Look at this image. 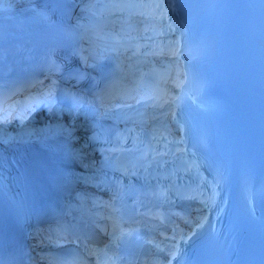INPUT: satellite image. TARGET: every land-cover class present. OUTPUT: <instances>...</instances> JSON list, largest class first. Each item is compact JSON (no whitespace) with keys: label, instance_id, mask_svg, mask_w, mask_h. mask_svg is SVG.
I'll list each match as a JSON object with an SVG mask.
<instances>
[{"label":"bare ground","instance_id":"6f19581e","mask_svg":"<svg viewBox=\"0 0 264 264\" xmlns=\"http://www.w3.org/2000/svg\"><path fill=\"white\" fill-rule=\"evenodd\" d=\"M37 0H0V10L3 8L9 7L13 5V3H19L20 7L24 4H30L32 8H38L41 6V3L37 4ZM36 10H33L35 13ZM122 62H130L135 63L137 61L135 58H127L126 56L119 55ZM116 61L118 59L116 58ZM9 68H5L6 72ZM0 73H2L0 71ZM53 112L51 114H46L43 112V116L40 118V114L30 116L28 119H13V120H3L0 119V125L3 131V135L9 137L11 134L16 136L18 139L19 135L25 134H36L40 136L42 133L45 134L52 128L57 129L61 133V137L65 136L67 133H71L74 135L78 133L77 131L81 128V123H88L89 114H94L93 108H84L83 112L79 115L74 113V111H66L63 109L51 108ZM156 115L163 116V108H159L155 111ZM113 116H123L122 113H116ZM135 117V113H131L128 115ZM10 126V129H6ZM18 134V135H17ZM63 140V139H61ZM63 145L67 146V143ZM75 156L81 161H91L96 160V158H105L106 154L104 150L97 149L96 151H84V150H75ZM53 195H58L59 202L62 204L64 208H67L71 213L81 215L82 217H89L93 222L97 224H105V217L102 215L101 208L102 204H100L97 200H87L80 194V190L78 188H64L61 185H52L46 181L33 184L29 188V196L32 199V202L42 203L46 199L52 197ZM32 248V246H29ZM43 264H53L49 261H43Z\"/></svg>","mask_w":264,"mask_h":264},{"label":"snow or ice","instance_id":"6c2138e0","mask_svg":"<svg viewBox=\"0 0 264 264\" xmlns=\"http://www.w3.org/2000/svg\"><path fill=\"white\" fill-rule=\"evenodd\" d=\"M169 7H171V5H169ZM173 255H175V254H173ZM169 264H171V261L169 262Z\"/></svg>","mask_w":264,"mask_h":264}]
</instances>
